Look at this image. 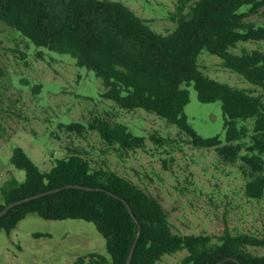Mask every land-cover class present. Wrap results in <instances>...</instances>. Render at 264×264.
Instances as JSON below:
<instances>
[{
  "label": "trees",
  "instance_id": "16d2710c",
  "mask_svg": "<svg viewBox=\"0 0 264 264\" xmlns=\"http://www.w3.org/2000/svg\"><path fill=\"white\" fill-rule=\"evenodd\" d=\"M247 6L244 11H239ZM264 17V0H177L171 14L174 30L158 32L149 21L119 0H0V20L36 45L70 53L79 66L103 79V97L126 110L143 108L176 124L198 147H216L230 162L240 160L247 176L246 193L264 197V50L232 51L241 41L264 40V25L249 18ZM207 50L223 59L225 67L244 75L257 88H241L211 77L200 65ZM44 51L38 52L42 57ZM21 57L28 61V53ZM6 74L0 65V77ZM203 102L221 100L226 116V138L204 137L190 123L185 107L190 85ZM254 118V131L240 120ZM72 131L97 130L110 145L124 150L143 147L147 136L136 134L126 122L97 116L88 124L73 122ZM249 137V142L244 140ZM157 143L167 138L152 134ZM12 163L26 171L25 181L13 177L2 186L0 210L10 202L67 183L104 189L65 188L11 208L0 217V230L11 231L29 213L47 219L92 221L107 241L110 256L90 252L72 264H124L142 225L131 264H156L167 253L188 250L185 264H264V255L249 249L264 247V236L253 232L180 233L174 230L164 204L139 183L105 165H95L79 148H68L50 170H43L22 147L14 148ZM118 194L116 197L108 192Z\"/></svg>",
  "mask_w": 264,
  "mask_h": 264
},
{
  "label": "rangeland",
  "instance_id": "374dc122",
  "mask_svg": "<svg viewBox=\"0 0 264 264\" xmlns=\"http://www.w3.org/2000/svg\"><path fill=\"white\" fill-rule=\"evenodd\" d=\"M149 21L158 32L174 30L171 14L177 0H119ZM243 6L239 11H244ZM264 25V17L249 18ZM264 50V40L241 41L235 53ZM44 51L42 57L38 52ZM28 53V61L21 57ZM201 68L211 77L241 88H257L244 75L225 67L222 57L204 50ZM0 202L2 186L13 177L25 181L26 171L11 161L14 148L22 146L43 170H50L68 148H79L95 165H105L139 183L165 206L175 231L220 236L253 232L264 236V197L246 193L247 176L241 161L224 159L216 147H198L176 124L143 108L126 110L103 97L105 86L96 72L79 66L70 53L39 47L17 29L0 20ZM185 113L204 137L226 138V116L221 100L203 102L192 84ZM97 116L126 122L138 135H146L143 147L124 150L110 145L97 130L84 134L68 125L92 122ZM254 131V118L241 119ZM152 134L167 138L157 143ZM245 142H249L247 137ZM249 249L264 255V247ZM90 252L110 256L107 241L96 224L78 218L47 219L29 213L11 231L0 230V264H72ZM188 250L165 254L156 264H185Z\"/></svg>",
  "mask_w": 264,
  "mask_h": 264
},
{
  "label": "water",
  "instance_id": "95a60500",
  "mask_svg": "<svg viewBox=\"0 0 264 264\" xmlns=\"http://www.w3.org/2000/svg\"><path fill=\"white\" fill-rule=\"evenodd\" d=\"M83 188V189H91V190H94V189H104L102 187H94V186H90V185H84V184H80V183H67V184H64L62 186H58V187H55V188H52V189H49V190H46V191H43V192H39V193H36V194H33V195H30V196H26V197H23V198H20V199H17V200H14L12 202H10L9 204H7V206L5 208H3L2 210H0V217L4 216L11 208L19 205V204H22L24 202H27V201H30L32 199H36V198H39V197H42L44 195H47V194H51V193H55V192H58L62 189H65V188ZM109 193H111L112 195L116 196V197H120L118 194H116L115 192L111 191V190H108ZM123 200L125 201L127 207L129 208L130 212L132 213V215L134 216L135 220L137 221L138 223V232L136 234V237L133 241V244L131 246V249H130V252L127 256V259L125 261L124 264H131L132 260H133V256H134V253H135V250H136V247H137V244H138V241H139V238L141 236V232H142V225H141V222L139 221L138 217L134 214V211L132 209V206L130 205V203L123 198ZM229 259H235V257L233 256H230V257H226L222 260H220L219 262H217L216 264H220L226 260H229Z\"/></svg>",
  "mask_w": 264,
  "mask_h": 264
}]
</instances>
